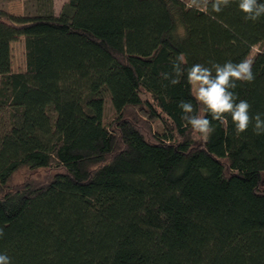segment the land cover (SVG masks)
Returning a JSON list of instances; mask_svg holds the SVG:
<instances>
[{
    "label": "trees",
    "instance_id": "obj_1",
    "mask_svg": "<svg viewBox=\"0 0 264 264\" xmlns=\"http://www.w3.org/2000/svg\"><path fill=\"white\" fill-rule=\"evenodd\" d=\"M38 1L36 14L0 7V253L11 264H264V134L254 121L238 134L225 114L197 140L178 108L200 107L186 75L161 76L181 54L185 68L210 67L257 47L255 80L234 91L264 119V17L245 20L238 0L219 13L188 0H66L58 13ZM19 38L26 67L14 71Z\"/></svg>",
    "mask_w": 264,
    "mask_h": 264
},
{
    "label": "clouds",
    "instance_id": "obj_2",
    "mask_svg": "<svg viewBox=\"0 0 264 264\" xmlns=\"http://www.w3.org/2000/svg\"><path fill=\"white\" fill-rule=\"evenodd\" d=\"M231 3L232 0H189L187 6L207 12L210 4L211 11L219 13ZM238 7L245 14V20L255 22L264 17V3L259 0H238ZM186 63L181 54L173 61L172 72L161 73V76L171 85H177L186 75L187 83L200 107L197 110L192 102L181 100L178 108L182 112L181 119L190 126L197 140L206 143L216 130L213 121L222 122L225 114L230 115L238 134L247 131L253 121L255 133L264 134L262 114L250 115L251 105L246 100L239 99L234 91L238 87L237 82L251 83L255 80L252 59L244 58L239 63L209 62L210 67L196 63L185 68ZM3 235L4 231L0 228V237ZM0 264H11V258L0 253Z\"/></svg>",
    "mask_w": 264,
    "mask_h": 264
},
{
    "label": "rangeland",
    "instance_id": "obj_3",
    "mask_svg": "<svg viewBox=\"0 0 264 264\" xmlns=\"http://www.w3.org/2000/svg\"><path fill=\"white\" fill-rule=\"evenodd\" d=\"M189 1V0H188ZM66 0H54V9L57 13L61 10L62 5ZM0 7L6 8L13 14L23 15V14H36L42 8V3L38 0H0ZM257 50L255 47L248 57L252 58L254 52ZM12 59H13V70L21 71L26 67L25 59V46L23 38H19L17 41L12 43ZM113 116V110L109 103L106 106V120H111ZM157 127V124H156ZM25 175L17 177V180L20 181Z\"/></svg>",
    "mask_w": 264,
    "mask_h": 264
},
{
    "label": "crops",
    "instance_id": "obj_4",
    "mask_svg": "<svg viewBox=\"0 0 264 264\" xmlns=\"http://www.w3.org/2000/svg\"><path fill=\"white\" fill-rule=\"evenodd\" d=\"M57 12V11H56Z\"/></svg>",
    "mask_w": 264,
    "mask_h": 264
}]
</instances>
